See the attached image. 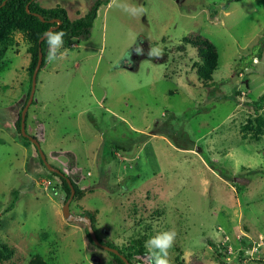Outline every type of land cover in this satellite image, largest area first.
<instances>
[{"label":"rangeland","instance_id":"rangeland-1","mask_svg":"<svg viewBox=\"0 0 264 264\" xmlns=\"http://www.w3.org/2000/svg\"><path fill=\"white\" fill-rule=\"evenodd\" d=\"M91 1L39 3L72 19ZM118 2L147 11L100 5L87 40L46 56L27 110L48 162L84 190L71 212L92 211L98 237L121 248L175 230L173 264H264V134L241 130L264 92V0ZM192 34L216 45L213 82L198 78L197 48L182 42ZM11 38L0 59V245L14 254L0 264L35 253L48 264H114L84 223L63 217L59 177L15 126L30 55L21 33ZM150 48L162 55L146 58ZM134 262L150 264L148 249Z\"/></svg>","mask_w":264,"mask_h":264},{"label":"trees","instance_id":"trees-1","mask_svg":"<svg viewBox=\"0 0 264 264\" xmlns=\"http://www.w3.org/2000/svg\"><path fill=\"white\" fill-rule=\"evenodd\" d=\"M108 1L109 0H92L91 3H89L88 5L87 11L83 15L71 19L66 9L60 5L45 7L42 6L38 0H0V59L4 56L7 46H9L12 42V38H11L12 32L21 33L28 43V52L30 55L28 68H27V72L29 75V79H28L29 84L26 91L24 104L30 92L31 76L38 59L39 47L43 54L40 69L46 63V56L48 54V44L45 39H43L39 43L40 37L48 30V28L56 26V28H54L53 30L61 29L67 33V35L64 37V44H63V48L65 49L71 48L75 40L76 41L87 40L90 35V30L92 28L93 21L97 16L98 8L103 3L107 4ZM229 1H241V0H229ZM34 13H37L40 16H42L44 20H41L39 16H36ZM53 19L59 20V23H57L56 21H51ZM181 39L185 45L190 44L191 46L197 48V55L200 60L199 64H197L196 67V73L198 75V78L204 84L213 82L212 74L217 69L218 66V51L216 45L200 34L183 36ZM259 53L260 52L258 53L255 51L252 52L250 58L252 57L253 59L254 57H260ZM127 58H129V55L127 56ZM133 58L131 60V63H129V65L132 64V66H134L132 62ZM137 58L136 59L134 58L135 64ZM146 58L152 59V57L149 56L148 54H146ZM213 85L215 86V84ZM33 103L34 101L31 104ZM251 103L254 106V111H253L254 117L253 119H249L241 127V130L243 133H246V131H250L252 132L251 136L254 139H259L260 135L264 134V113H260V110L264 108V92L257 98L256 101ZM24 104L21 106V109L23 108ZM20 112L21 110L18 111L17 119L15 121V126L19 131L21 138H23L26 141H29L28 138L22 136V134L20 133ZM26 121H27V114H26ZM40 162L42 163L41 159ZM51 174L59 177L61 181V187L65 191V201H66V199L70 195V188L66 179L57 173L51 172ZM66 176L70 179L75 189L73 199L79 200L80 198L83 197L84 190L76 184L75 179L72 175L66 174ZM80 215H87L89 218H91L93 228L95 229V225H94L95 214L92 211L84 210ZM85 231L88 240L92 244H94L90 239L86 228ZM95 232L97 233L96 229ZM98 239L100 242H102V240L99 237ZM102 243L118 249L119 253L122 254L124 257H126L131 264H135L134 262L135 255L144 254L146 252V248L144 247L143 241L140 239H136L132 242V244H128L122 248L112 242H102ZM13 254H14L13 248H10L5 244L0 245V260L8 259ZM110 254L113 257L114 264H125V262L120 258L119 255H116L111 252ZM27 264H48V263L39 253H35L29 259ZM178 264H183V261L180 260Z\"/></svg>","mask_w":264,"mask_h":264},{"label":"clouds","instance_id":"clouds-1","mask_svg":"<svg viewBox=\"0 0 264 264\" xmlns=\"http://www.w3.org/2000/svg\"><path fill=\"white\" fill-rule=\"evenodd\" d=\"M116 6L121 8L124 12L131 16L143 15L146 13V9L140 5L119 3L118 0H111L109 7ZM67 33L64 30H48L44 33V39L48 44V55L47 60L49 63L53 62L58 58H63L65 53L61 52L60 49L64 44V37ZM136 54H143V48L137 46ZM149 56L160 57L162 52L158 49L150 48L148 52ZM128 63H131V55L129 54ZM177 233L175 230H166L158 233L154 237H151L146 241L145 247L148 249V257L150 259V264H173V260L170 256V249L173 248L175 244Z\"/></svg>","mask_w":264,"mask_h":264},{"label":"water","instance_id":"water-1","mask_svg":"<svg viewBox=\"0 0 264 264\" xmlns=\"http://www.w3.org/2000/svg\"><path fill=\"white\" fill-rule=\"evenodd\" d=\"M176 2H178V0H176ZM34 14L36 16H39V18L41 20H44L43 17L40 16L39 14H37V13H34ZM51 21H56L57 23H59V20H54L53 19ZM54 28H56V26L55 27H50V28H48V30H53ZM43 39H44V34L40 37L39 43ZM42 58H43V54H42V51H41V49L39 47L38 59H37L36 65H35V67L33 69L32 76H31L30 92H29L28 98L26 100V103H25V105L23 106V108H22V110L20 112V133L22 134V136L28 138L29 141L35 146L36 151H37V153H38L43 165L50 172L57 173V174H59L60 176H63L66 179V181H67V183L69 185V188H70V195L68 196V198L66 199V201L64 202V204L62 206V215H63V217L67 221H70V222H82V223H84L85 224V228L87 230V233H88L90 239L92 240V242L96 246H99V247L107 250L108 252H111V253H114L116 255H119L120 258L125 262V264H131L126 257H124L122 254L119 253L118 249H116L114 247H111V246H109L107 244H104V243L99 241L98 235L95 232V229L93 228L91 218H89L87 215H75V214H73L71 212V210H70V202L73 199V196H74V193H75V189H74L70 179L66 176V174L60 168H57V167L51 165L48 162V160L46 158V155H45L44 151L42 150V148L40 146L39 140L37 138L31 136L26 131V129H27L26 128V114H27V110H28L29 106L34 101V93H35V88H36L37 74H38V71H39L41 63H42Z\"/></svg>","mask_w":264,"mask_h":264},{"label":"crops","instance_id":"crops-1","mask_svg":"<svg viewBox=\"0 0 264 264\" xmlns=\"http://www.w3.org/2000/svg\"><path fill=\"white\" fill-rule=\"evenodd\" d=\"M38 1H39V0H38ZM68 15H69V14H68ZM79 16H80V15H79ZM79 16H78V17H79Z\"/></svg>","mask_w":264,"mask_h":264}]
</instances>
